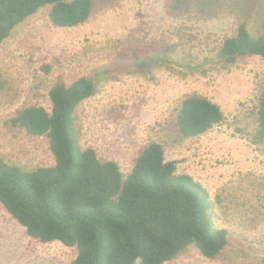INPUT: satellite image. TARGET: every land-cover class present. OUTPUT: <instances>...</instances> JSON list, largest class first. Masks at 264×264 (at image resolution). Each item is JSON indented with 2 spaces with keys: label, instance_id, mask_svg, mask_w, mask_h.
Wrapping results in <instances>:
<instances>
[{
  "label": "rangeland",
  "instance_id": "374dc122",
  "mask_svg": "<svg viewBox=\"0 0 264 264\" xmlns=\"http://www.w3.org/2000/svg\"><path fill=\"white\" fill-rule=\"evenodd\" d=\"M51 7L18 24L0 46V157L31 172L54 165L46 137L13 123L29 107L51 111L49 91L86 77L95 94L76 109L80 146L118 164L123 178L141 150L162 146L177 175L209 194L213 226L227 245L214 259L189 246L166 264H264V140H257L264 60H219L225 39L244 24L257 36L264 0H96L89 20L57 28ZM206 99L223 121L186 138L181 105ZM76 248L40 243L0 205V264H71Z\"/></svg>",
  "mask_w": 264,
  "mask_h": 264
},
{
  "label": "trees",
  "instance_id": "16d2710c",
  "mask_svg": "<svg viewBox=\"0 0 264 264\" xmlns=\"http://www.w3.org/2000/svg\"><path fill=\"white\" fill-rule=\"evenodd\" d=\"M184 0H169L178 7ZM96 0H0V46L13 29L50 6L57 28L85 24ZM219 60H264V21L252 36L241 24L224 40ZM96 88L82 77L49 91L51 111L29 107L13 123L33 137H46L54 165L27 172L0 157V205L40 243L59 242L76 248L71 264H166L194 246L207 259L227 245L224 230L213 226L208 192L188 175H177L161 145L150 143L126 178L113 161H100L95 150L80 146L75 111ZM257 140H264V95L258 110ZM214 103L191 97L182 102L179 131L202 135L223 121Z\"/></svg>",
  "mask_w": 264,
  "mask_h": 264
}]
</instances>
